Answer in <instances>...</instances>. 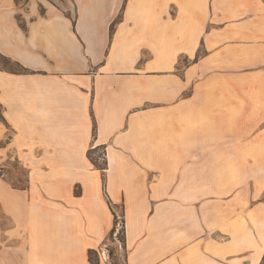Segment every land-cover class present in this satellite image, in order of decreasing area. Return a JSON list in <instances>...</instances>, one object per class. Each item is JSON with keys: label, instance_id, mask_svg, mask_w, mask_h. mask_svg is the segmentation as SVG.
Wrapping results in <instances>:
<instances>
[{"label": "crops", "instance_id": "obj_1", "mask_svg": "<svg viewBox=\"0 0 264 264\" xmlns=\"http://www.w3.org/2000/svg\"><path fill=\"white\" fill-rule=\"evenodd\" d=\"M69 1L74 19L53 0H0V54L22 66L0 69V264H91L114 229L108 200L126 206V264H262L264 137L229 148L223 165L201 145L203 136L223 137L218 124L264 121V65L249 71L261 59L248 53L264 47V35L243 38L261 2L193 0L166 10L149 0L140 37L130 16L137 0ZM185 35L186 47L173 50ZM204 36L238 41L241 53L231 56L240 68L209 80L207 98L185 99L176 64L196 58ZM148 140L179 153L176 183L144 165ZM100 149L105 167L89 158ZM8 160L29 170L23 186L9 177Z\"/></svg>", "mask_w": 264, "mask_h": 264}, {"label": "rangeland", "instance_id": "obj_2", "mask_svg": "<svg viewBox=\"0 0 264 264\" xmlns=\"http://www.w3.org/2000/svg\"><path fill=\"white\" fill-rule=\"evenodd\" d=\"M27 0H20V6L25 7ZM56 4H58L67 14L72 16L74 19L76 16V11L74 6L70 3L69 0H53ZM98 1V0H96ZM160 1V2H159ZM183 1H193V0H156V2L152 3L154 5H158L159 7L163 6L167 10L169 5H178ZM204 3H207L208 0H202ZM261 2L260 7L263 8L259 11L254 12V14H251L252 20H255L253 23L249 20V25L247 26L248 30L247 33L250 36L248 39L246 36L245 41H256L257 39H251L253 36L258 38V34L264 35V33L256 32L258 29H262L261 25H264V0H259ZM149 0H137L136 4H132L130 6V16L135 21L136 25L138 26V30L140 32V37L143 35V32L145 30V27L143 24L139 22V19L142 18V12L147 7ZM162 4V5H161ZM126 4V9H127ZM143 7V10L141 8ZM100 13L104 12L103 8L98 10ZM172 14L174 12L172 11ZM213 14V11H212ZM244 14H249L248 11L244 12ZM124 20V13L123 10L120 13L118 19L116 20L115 28L117 27L118 23L122 22ZM169 22H170V30L174 28L172 26V23L174 22L173 16L169 15ZM172 26V27H171ZM114 28V30H115ZM254 29V31H253ZM211 28H208L207 31L209 32ZM129 34V30L125 28L123 30V33L120 37L121 42L125 41L127 38V35ZM147 35V34H146ZM137 37V38H140ZM261 37V36H260ZM135 39V37H133ZM206 37L202 38L201 42L198 46V52L196 55V58L190 59L189 57L180 56L178 58V63L176 64V68L174 71V74H176L178 77L179 83H181V80L184 79L186 83V89L183 94V97L185 99L190 98H196V99H205L208 97L209 89L207 87V83H209V80H223L225 76H230V72L233 71V69H238L240 67L238 64L241 62V59L235 58V53L239 54L241 53V47L240 43L238 41H234L232 37H226L223 36H217L214 37L208 44V41H205ZM186 35L183 37V42L174 43L172 46H170L173 50L177 47L178 49H182L186 47ZM207 40V39H206ZM226 41H230L228 43V48L226 51H222L223 46L221 43H225ZM224 41V42H223ZM208 45V46H207ZM256 46H262V44L256 43L254 44ZM165 47L169 49V46L165 44ZM176 48V49H177ZM221 48V49H220ZM220 49V50H219ZM229 49V50H228ZM218 50V51H217ZM251 55H254L255 58L258 56L261 60L259 64H256L257 59L255 60V63L249 66V71L255 70L258 67H261L264 65V47L262 46L260 49H250L248 52ZM209 54L213 55V60H210L206 57L209 56ZM231 54H234L231 56ZM206 58V59H204ZM210 60V61H209ZM201 61V67L197 69L194 64H197ZM229 63L227 66L226 64ZM258 66V67H257ZM130 66H125L123 68H129ZM0 69H7L12 71H20V68L9 62L8 60H5L0 55ZM231 70V71H230ZM199 81H201L203 84H206L204 86H197L196 84ZM201 83V84H202ZM235 93L233 92V95ZM239 95V93L237 94ZM217 97L224 99V92L217 91ZM228 97H231L228 96ZM237 99L239 96H236ZM261 110L260 108H258ZM257 109L251 108L250 111L253 113ZM258 110V111H259ZM264 112V109L261 110ZM250 112V113H251ZM2 114V111L0 109V116ZM257 114V113H256ZM260 117V116H259ZM262 118V117H260ZM264 120V117H263ZM218 133L222 134V138H218L216 144H211L208 142L207 136L202 137L201 145L204 146H211L215 149V152L217 154V161L218 165L224 164V158H225V152L231 148V147H241L242 144L248 147V149H251L258 138L264 137V121L258 120V121H252L248 123V126L246 123L241 122H229L227 124L222 123L218 124ZM207 124L202 125V132H207ZM247 137V138H246ZM230 140L232 141V144L230 143ZM243 140V141H242ZM147 145L150 146L149 149H147L146 157L142 160L144 165L148 168V171L150 173L154 171H160L162 175L166 176L169 173V179L177 182L178 177L181 175V165H180V155L179 153L173 154L172 151H170V146L165 143L164 146H160L159 142L156 140L154 141H147ZM163 147V149H162ZM176 147V145H175ZM205 159L201 161L202 163L207 161V155L204 156ZM90 161H92L97 166L100 165L101 167H105L106 163V153L103 149H100L98 151H93L89 153ZM239 159V157H238ZM7 163L10 165L7 170L10 174L9 177L11 179H15L16 182L20 181V186H23L29 179V170L25 168V166L19 165L16 161H10L8 160ZM223 167L217 171L218 173V179L223 178L224 171ZM103 173V180H106L107 173ZM208 171H201V174H207ZM240 175V171L236 172ZM251 175L254 172H250ZM104 185H106V182H104ZM105 190V188H104ZM76 195L80 194V190L76 189ZM107 194V192H106ZM192 205V204H191ZM201 206V211L204 212L207 209V204H198ZM209 205V204H208ZM108 208H105L106 212H109V214H112L114 216V233H110V236L106 239V241L101 246L100 251H93L91 256L92 264H126V258H127V251H126V224H125V213H126V206L124 203H113L112 201L108 200L107 202ZM160 207V206H159ZM194 207V206H192ZM224 203L218 202L217 204V210L219 208H223Z\"/></svg>", "mask_w": 264, "mask_h": 264}, {"label": "trees", "instance_id": "obj_3", "mask_svg": "<svg viewBox=\"0 0 264 264\" xmlns=\"http://www.w3.org/2000/svg\"><path fill=\"white\" fill-rule=\"evenodd\" d=\"M15 1H16L18 4L20 3V0H15ZM115 24H116V21L113 23V25H112V27H111V32H112V33H113V31H114ZM0 55H1V54H0ZM1 56H2V58H4L5 60H8L9 62H11V63L17 65V66L20 68V70L22 69V66H21L20 64L14 62V61H12V60H10L9 58H7V57H5V56H3V55H1ZM114 232H115V229H113L111 233H114ZM91 256H92V252H90V262H91V264H92ZM262 264H264V259H263Z\"/></svg>", "mask_w": 264, "mask_h": 264}]
</instances>
